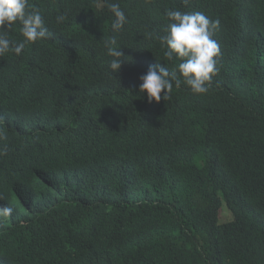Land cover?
<instances>
[{
  "label": "trees",
  "instance_id": "1",
  "mask_svg": "<svg viewBox=\"0 0 264 264\" xmlns=\"http://www.w3.org/2000/svg\"><path fill=\"white\" fill-rule=\"evenodd\" d=\"M28 2L52 36L0 56V121L14 126L0 195L18 194L25 221L0 229V264H96V231L119 227L131 264H264V0ZM112 2L128 18L116 34ZM176 9L220 21L219 72L205 94L174 85L149 103L140 77L178 63L158 39ZM9 38L23 41L19 23Z\"/></svg>",
  "mask_w": 264,
  "mask_h": 264
},
{
  "label": "clouds",
  "instance_id": "2",
  "mask_svg": "<svg viewBox=\"0 0 264 264\" xmlns=\"http://www.w3.org/2000/svg\"><path fill=\"white\" fill-rule=\"evenodd\" d=\"M187 2V0H185ZM107 9L112 14L111 30L114 34L124 30L128 23L125 11L119 3H107ZM168 23L164 34L158 39L161 46L166 48L164 55L175 63L174 70L168 66L156 64L150 66L146 74L140 77L139 90L147 95L149 103L166 101L173 86L179 88L186 85L194 94H205L209 90L212 78L219 72L217 58L220 56V46L213 39L214 30L218 29L220 21L211 20L203 12H184L181 10H167ZM66 14H58L56 22L64 23ZM19 23L23 41L16 43L9 38V30ZM52 36L46 26L45 19L38 8L32 7L28 0H0V56L9 52L21 55L27 43H34ZM110 57L108 69L111 74L119 73L126 57L122 48L118 46L116 35L103 41ZM179 73V76L177 75ZM163 94V96H162ZM14 126L9 121H0V159L8 154L10 146L9 133ZM21 202L17 193L7 192L0 195V229L14 228L18 224H25L19 220L17 203ZM127 229L119 227L113 230L96 231L105 249L103 260L96 264H131L139 260L137 255H129L133 251L127 248V241L115 239L114 233ZM14 258L22 257V253L14 252ZM128 261H131L128 263ZM67 264H75L73 256L69 254Z\"/></svg>",
  "mask_w": 264,
  "mask_h": 264
},
{
  "label": "rangeland",
  "instance_id": "3",
  "mask_svg": "<svg viewBox=\"0 0 264 264\" xmlns=\"http://www.w3.org/2000/svg\"><path fill=\"white\" fill-rule=\"evenodd\" d=\"M233 219L234 218H233L232 213L228 210L225 202L222 201V208H221L219 223L220 224L228 223V222H231Z\"/></svg>",
  "mask_w": 264,
  "mask_h": 264
}]
</instances>
